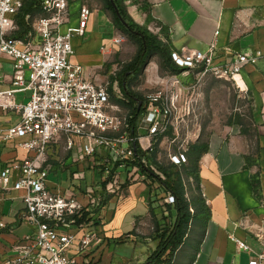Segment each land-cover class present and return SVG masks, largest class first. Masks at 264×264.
I'll return each mask as SVG.
<instances>
[{"label":"crops","instance_id":"1","mask_svg":"<svg viewBox=\"0 0 264 264\" xmlns=\"http://www.w3.org/2000/svg\"><path fill=\"white\" fill-rule=\"evenodd\" d=\"M21 1L23 4L24 0ZM68 1L69 21L62 26V32L78 25L79 10L85 0ZM124 3L136 23L159 32L174 49L188 46L206 51L215 42L218 60L223 62H230L243 52L261 50L264 53V0H125ZM90 11L84 35L74 36L71 40L74 53L70 61L82 65L84 75L93 81H109L120 71L115 67V59L120 54L119 28L104 3ZM40 15L39 6L25 17L28 33L33 32L34 43L38 38L33 23ZM22 32L16 21V28L9 34L22 39L26 35ZM12 74V62L1 58L0 91L11 88ZM241 76L252 98L251 128L241 124L228 125L206 142L208 151L198 163V184L192 177L184 179L187 198L202 201L205 206L201 210L195 203L189 230L170 264H249L264 251V243L258 238L259 234L264 237V57L255 64H247ZM29 96L27 90L18 92L15 101L25 103ZM113 103L116 106L114 113L126 109L115 101ZM125 112L129 113V110ZM143 116L144 112L138 127L141 134L146 132L142 128ZM19 119V112L0 109L2 125H12ZM142 143L147 145L148 139L144 138ZM78 144L79 140L75 139L73 148L67 150L66 140L61 137L50 145L44 164L51 168L49 175L54 173L58 178L49 180L48 176L53 189L64 193L69 188L76 192L93 188L102 195L97 197L102 203L98 209H86L95 210L89 216L92 220L83 223L86 230L98 233V241L82 253L74 246L69 255L75 258V264H131L132 259L139 258L136 247L146 244L149 252L138 259V264H142L157 245L151 238L156 218L149 206L148 184L132 176L134 171L130 165L119 164L113 170V164L105 162L106 151L98 152L90 168H84L85 161L90 159L75 161L79 154ZM26 154L15 143L0 142V168ZM107 168L110 173H117L120 189L116 194H108L101 187ZM77 170H83L82 180L73 177V171ZM88 170L91 172L89 180ZM61 173L66 176V186L61 182ZM15 178L11 177L8 189H0V223L3 224L0 226V264L4 256L14 253L20 241L33 234V229L23 221L25 190L12 189ZM74 180L79 183L75 184ZM79 198L84 200V197ZM156 215L161 216L160 210H156ZM71 229L76 231L75 225ZM81 234L79 231L78 235ZM234 238L244 241L249 249L238 247ZM118 246L131 248L134 255L127 258L118 252ZM259 264H264V258Z\"/></svg>","mask_w":264,"mask_h":264},{"label":"built area","instance_id":"2","mask_svg":"<svg viewBox=\"0 0 264 264\" xmlns=\"http://www.w3.org/2000/svg\"><path fill=\"white\" fill-rule=\"evenodd\" d=\"M21 7V0H0V59L7 58L13 65L11 88L0 91V109L20 113L19 121L14 124L4 126L0 123V142L15 143L27 154L0 168V189H8L11 177H16L12 189L25 190L23 221L33 229V234L20 241L14 253L4 256L1 264H75V258L69 255L72 247L76 246V251L82 253L98 241V233L86 230L83 223L76 224V217L89 207L97 208L100 204L97 197L102 195L93 188L82 192L69 188L64 193L53 189L48 183L51 168L44 165L50 145L64 137L67 150H71L78 139L79 154L75 161L87 158L94 162L98 152L106 151V163L125 165L133 159L136 141L150 152L161 137H167L170 125L166 118L176 110L175 101L171 97L163 98L161 93L148 95L144 101L142 124L146 132L132 135L129 113L113 112L116 106L112 98L123 96L118 81H93L84 75L82 65L70 61L74 53L71 40L74 36L84 35L90 8L82 4L78 25L62 32V26L69 21V1L41 0L42 15L33 23L38 38L34 43L32 31L22 39L9 34L16 28L15 17ZM261 57L264 53L256 50L239 53L232 61L223 62L218 60L215 42L206 51L188 46L171 51L172 61L184 71L198 70L199 77L210 74L232 80L243 92L248 88L241 76L242 69L247 64L257 63ZM26 90L30 92L28 100L17 103L15 94ZM144 138L148 139L147 145L142 143ZM175 141L176 137H173L171 143ZM187 150L188 147L183 148L182 155L170 151V163L181 166ZM141 161L147 165L145 157ZM132 168V176L146 182L147 177L139 167ZM152 169L163 177L154 167ZM108 174L107 168L105 192L116 194L120 189L117 173ZM73 177L82 180L83 170L73 171ZM157 192L165 204L174 202L171 193H164L159 188ZM189 209L193 212L192 207ZM73 225L76 231L71 229ZM78 230L82 231L80 236ZM258 238L264 243L263 236L259 234ZM234 240L238 247L249 249L244 241ZM263 258L264 251L249 264H259Z\"/></svg>","mask_w":264,"mask_h":264},{"label":"trees","instance_id":"3","mask_svg":"<svg viewBox=\"0 0 264 264\" xmlns=\"http://www.w3.org/2000/svg\"><path fill=\"white\" fill-rule=\"evenodd\" d=\"M117 5L119 13L123 20L128 24L126 27L117 13L115 12L110 0H103L104 7L112 12L113 22L122 32L133 39L138 47L134 57L130 62L123 65L122 69L114 76L110 77V81H118L121 88L122 98L113 97L112 100L123 108L129 110L130 133L136 135L139 127V120L144 112V99L131 88V84L135 78L139 76L144 65L147 63V58L152 53H158L161 58V66L170 73H179L183 70L177 66L171 58L172 47L168 43H164L162 39L150 33L145 25H139L129 15L125 0H113ZM41 0H24L22 7L19 9L15 17V21L20 25L22 33H28L29 25L25 21V17L33 11L38 10ZM162 31V29H161ZM229 124H239L230 122ZM171 127L167 134L170 133ZM135 153L132 160L127 161L126 165L138 166L142 174L146 175V183L150 188L149 206L151 212L155 216L154 232L152 239L158 241L157 249L148 257V264H170L177 248L183 243L184 238L189 230L190 221L194 216L195 203H198L197 208L203 209L204 203L202 201H191L186 196V189L184 183V175L192 177L194 182L198 184V163L201 156L208 151V143L196 141L189 144L188 150L185 152L187 164L177 166L175 164H162L156 160V147L150 152L142 149L138 141L135 142ZM142 157L146 158L147 165L141 161ZM248 159V158H247ZM119 165H113V170ZM154 167L163 177L158 175L153 169ZM104 169H102V172ZM110 173L109 175H111ZM108 179L101 183L102 189L105 191V186ZM255 180L253 179V187L256 189ZM164 193H171L174 196L172 204H165L162 202L163 197H160L157 189ZM101 201V200H100ZM101 202L97 208L101 206ZM195 206V207H194ZM193 208V212L190 211ZM156 210H160L161 216L156 217ZM95 210H85L81 216L76 217V224L87 223L92 220L89 217ZM165 222V223H164ZM162 224L164 226H162Z\"/></svg>","mask_w":264,"mask_h":264},{"label":"rangeland","instance_id":"4","mask_svg":"<svg viewBox=\"0 0 264 264\" xmlns=\"http://www.w3.org/2000/svg\"><path fill=\"white\" fill-rule=\"evenodd\" d=\"M102 3L103 0L84 1V4L90 9ZM107 12L112 17V12L109 9H107ZM145 26L150 33L161 39L162 36L160 37L159 32L157 33L156 30L150 29L147 25ZM119 34L120 54L115 59V63H117L115 67L122 69L123 65L130 62L134 57L138 45L120 29ZM162 41L167 43L163 37ZM197 72L198 70H181L179 73H170L161 66V58L158 53L154 52L149 55L146 65L131 84V88L144 101L152 93H161L163 98L168 97L170 99L171 97L175 101L176 110L166 118L168 125L171 127L170 133L167 134L166 138L161 137L155 146L156 160L159 163L170 164L168 159L170 151L182 155L184 153L183 148L196 141L207 142L211 136L231 125L230 122L237 120L243 127L251 128L252 98L249 92L241 91L232 80L215 78L210 74L199 77ZM175 81H178V84H174ZM177 94L178 97L176 98ZM126 110L127 108L122 109L121 112L124 113ZM173 137H176V141L171 143ZM183 157L187 162L186 155H183ZM85 162L84 168L89 169L91 161L86 160ZM61 174V182L66 186L68 184L66 183V176H63V173ZM86 176L89 180L91 177L89 170L86 171ZM184 178H186L185 175ZM52 179L58 180L54 173L49 175V180ZM73 182L75 184L79 183L75 180ZM164 225L162 224V226ZM152 236L153 233L151 238ZM156 242L158 244V241ZM156 249L157 245L151 253ZM118 252L124 254L127 258L134 255L131 248L128 249L124 246H118ZM148 252L149 247L146 244L136 247L138 259L144 258ZM138 259H132L131 264H138ZM147 261L148 258L142 264H148Z\"/></svg>","mask_w":264,"mask_h":264},{"label":"water","instance_id":"5","mask_svg":"<svg viewBox=\"0 0 264 264\" xmlns=\"http://www.w3.org/2000/svg\"><path fill=\"white\" fill-rule=\"evenodd\" d=\"M110 1H111L112 5H113V8H114L115 12L117 13V15L119 16V18L121 19L122 23H123L126 27H128L127 22H126L125 20H123V18L121 17V15H120V13H119V10H118L117 5L115 4V2H114L113 0H110ZM134 149H136L135 146H134Z\"/></svg>","mask_w":264,"mask_h":264},{"label":"bare ground","instance_id":"6","mask_svg":"<svg viewBox=\"0 0 264 264\" xmlns=\"http://www.w3.org/2000/svg\"><path fill=\"white\" fill-rule=\"evenodd\" d=\"M238 82L243 87L241 79H238Z\"/></svg>","mask_w":264,"mask_h":264}]
</instances>
